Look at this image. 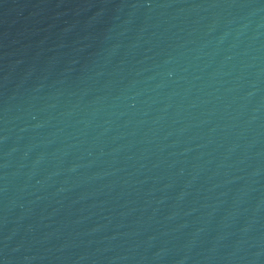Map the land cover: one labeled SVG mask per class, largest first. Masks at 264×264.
<instances>
[{"label": "water", "instance_id": "1", "mask_svg": "<svg viewBox=\"0 0 264 264\" xmlns=\"http://www.w3.org/2000/svg\"><path fill=\"white\" fill-rule=\"evenodd\" d=\"M0 264H264V0H0Z\"/></svg>", "mask_w": 264, "mask_h": 264}]
</instances>
